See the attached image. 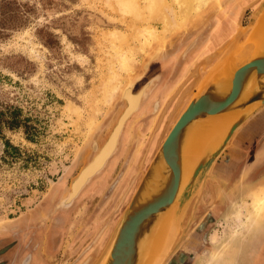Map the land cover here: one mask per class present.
I'll use <instances>...</instances> for the list:
<instances>
[{
	"label": "rangeland",
	"instance_id": "374dc122",
	"mask_svg": "<svg viewBox=\"0 0 264 264\" xmlns=\"http://www.w3.org/2000/svg\"><path fill=\"white\" fill-rule=\"evenodd\" d=\"M218 1L157 39L145 29L160 31L162 22L146 10L143 21L128 0H0V118L17 110L28 129L0 132V264L103 263L140 179L200 91L197 76L208 74L230 44L246 42L264 7V0ZM224 14L231 19L227 39L204 51ZM113 73L120 76L110 103ZM129 82L144 97L124 122L117 149L72 198L73 182L126 107L119 93ZM254 123L256 113L238 131ZM238 131L182 212L174 208L176 236L163 264H264V216L249 206V189L257 186L253 159L233 150Z\"/></svg>",
	"mask_w": 264,
	"mask_h": 264
},
{
	"label": "water",
	"instance_id": "95a60500",
	"mask_svg": "<svg viewBox=\"0 0 264 264\" xmlns=\"http://www.w3.org/2000/svg\"><path fill=\"white\" fill-rule=\"evenodd\" d=\"M259 44L254 52L236 60L231 76L209 82L183 110L140 179L102 264H141L155 229L167 217L174 220L173 248L177 221L172 215L174 208L179 205L178 212H182L201 184V176L210 170L238 129L264 107V37ZM233 111L241 114L214 146L210 141L193 169L184 174L190 132L208 117Z\"/></svg>",
	"mask_w": 264,
	"mask_h": 264
},
{
	"label": "bare ground",
	"instance_id": "6f19581e",
	"mask_svg": "<svg viewBox=\"0 0 264 264\" xmlns=\"http://www.w3.org/2000/svg\"><path fill=\"white\" fill-rule=\"evenodd\" d=\"M217 1L218 0H143L144 6L138 7L134 5L135 7H133L131 3L135 2V0H128V3H130L128 8L134 10L138 17L143 19V21L148 20V18L145 17V12L147 11L146 13H148L149 17L157 18L158 21L162 22V30H156L158 29L156 26L154 28L151 27L150 30L148 25L145 31L146 33H149V36H152L154 38L156 37L157 39H164V36L167 33L186 28L187 26L191 25L193 21L204 17L206 14H208L209 5H218L220 1ZM138 5L141 6L140 4ZM257 17L258 18L256 20V24L248 33L246 42L243 45L238 46L233 44L234 46H232V44H230V47L228 48V53L226 51L225 53L223 52V55H225L221 57L220 60L217 59L219 60L218 64L216 63L217 65L213 67L212 70L208 72V74H206L204 77H201L200 79L199 76H197L199 80L198 86L200 90L204 91L208 86L209 82L216 80L219 77L222 78L224 76H231L236 68V60L245 53L248 54L252 50V52H254V47H260L259 43H261L262 38L264 37V9L258 14ZM112 37L114 40H117L115 34H113ZM116 49L117 52H120V48ZM219 53H221L222 55V50ZM120 54L121 53H116V55L118 56ZM121 60H123L122 62H120L122 63L123 67L128 66V62L125 60V58H122ZM210 61L212 62L210 58L205 60V62ZM196 72L197 71H195V73ZM114 74L115 73L110 76L108 81V86H110V88L113 90L112 93L109 95L110 103L116 96V90H118V85L115 84V81L118 76H120L118 75L119 73L117 75ZM119 94H121V96L126 101V107L122 112L121 116L119 117L117 124L109 135L108 139L97 151V154L94 159L85 166L77 180L73 182L71 193L72 198H75L76 194L82 189V187H84V185L86 184L85 182L90 177L92 178L94 175L100 172V170L104 167L105 163L109 159V156H111L117 149L120 131L122 129V126L124 125V122L131 115V113H133L139 107L142 97H144L143 91L138 92L137 94L133 92L132 83L130 82L127 83V85L123 89H120ZM240 114L241 111H233L220 115H214L202 120V122L198 123L195 126V128L190 132V137L186 145L184 157V174L187 175L193 169V167L201 157L202 153L209 145L210 141L212 142L211 145L214 146L213 144L216 143V141L219 139L224 130H227ZM231 140L232 138L230 139V141ZM249 190L250 191L248 195L251 197L252 201L251 203H249V206L252 208L253 214L255 216L258 215L263 217L264 183L254 186L253 189ZM173 221V219H169L167 217L166 219L164 218L160 222V224L154 231L146 256L141 264H154L157 259H159L158 262H160V264L164 263V261L172 250Z\"/></svg>",
	"mask_w": 264,
	"mask_h": 264
},
{
	"label": "crops",
	"instance_id": "0c3cea01",
	"mask_svg": "<svg viewBox=\"0 0 264 264\" xmlns=\"http://www.w3.org/2000/svg\"><path fill=\"white\" fill-rule=\"evenodd\" d=\"M238 132H242V135H238L233 150L242 154L244 161L250 160V155H252L253 176H256V185L262 184L264 183V110L260 109L256 113V124L249 125L248 129L246 127ZM251 143L253 151L250 153Z\"/></svg>",
	"mask_w": 264,
	"mask_h": 264
},
{
	"label": "trees",
	"instance_id": "16d2710c",
	"mask_svg": "<svg viewBox=\"0 0 264 264\" xmlns=\"http://www.w3.org/2000/svg\"><path fill=\"white\" fill-rule=\"evenodd\" d=\"M9 116H2L0 118V132L3 127H6L10 130L24 128L26 134H28V129L25 125V121L21 120L19 117V111L17 110H8ZM7 147H11L10 143L6 142Z\"/></svg>",
	"mask_w": 264,
	"mask_h": 264
},
{
	"label": "flooded vegetation",
	"instance_id": "af4514ba",
	"mask_svg": "<svg viewBox=\"0 0 264 264\" xmlns=\"http://www.w3.org/2000/svg\"><path fill=\"white\" fill-rule=\"evenodd\" d=\"M235 16H238V15H235ZM224 18H225V21H223ZM226 18H227V19H226ZM235 18H236V17H235ZM237 18H238V17H237ZM229 20H230V21H229ZM221 21H223V22H221V25H222V26L220 27V34H218V36H216V38H214L213 40H211L212 43L206 45L204 51H206V52H207V51H211V50H212L211 47L215 46V44H216V46H217V45H218L217 43H218L219 40L222 38V36H223L224 40L227 39V36H226V35H227V32H226V31L228 30V29H227V23L231 22V19H229V17H226V15L224 14V15L221 16ZM226 21H229V22H226ZM210 23H211V22H210ZM194 30H196V29H194ZM197 34H199L198 31L191 32V35H192L194 38L196 37ZM193 40H194V39H192L191 42H192ZM195 40H196V38H195ZM195 40H194V41H195ZM199 42H200V41H198V42L196 41V44H195V46H194L195 48L198 47ZM194 47H193V48H194ZM188 252H189V251H186V255H187ZM188 254H189V253H188Z\"/></svg>",
	"mask_w": 264,
	"mask_h": 264
}]
</instances>
